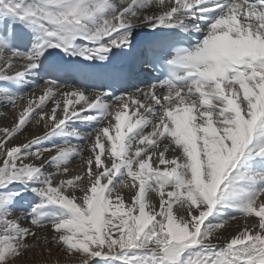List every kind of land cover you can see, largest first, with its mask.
I'll list each match as a JSON object with an SVG mask.
<instances>
[{"label": "snow or ice", "instance_id": "1", "mask_svg": "<svg viewBox=\"0 0 264 264\" xmlns=\"http://www.w3.org/2000/svg\"><path fill=\"white\" fill-rule=\"evenodd\" d=\"M0 118V264H264V0H0Z\"/></svg>", "mask_w": 264, "mask_h": 264}, {"label": "bare ground", "instance_id": "2", "mask_svg": "<svg viewBox=\"0 0 264 264\" xmlns=\"http://www.w3.org/2000/svg\"><path fill=\"white\" fill-rule=\"evenodd\" d=\"M25 91H30V89H25ZM0 119H2V118H0ZM42 132H43V129H40L39 132H38L37 134H42ZM58 142H59V141H58Z\"/></svg>", "mask_w": 264, "mask_h": 264}]
</instances>
